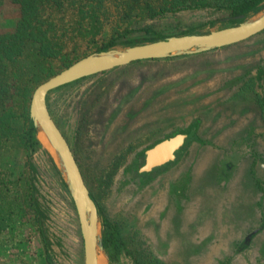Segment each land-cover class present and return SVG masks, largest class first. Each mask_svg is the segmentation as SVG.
<instances>
[{
	"label": "rangeland",
	"instance_id": "374dc122",
	"mask_svg": "<svg viewBox=\"0 0 264 264\" xmlns=\"http://www.w3.org/2000/svg\"><path fill=\"white\" fill-rule=\"evenodd\" d=\"M20 16V4L4 0L0 32L13 31ZM226 17L192 9L157 26L176 32L168 36L206 32L235 24ZM67 42L72 60L53 58L55 74L100 51L85 38ZM262 71L264 30L209 51L135 61L49 93L103 235L116 229L123 241L118 252L105 249V264H135L134 250L164 264H264V76L254 89L244 87ZM4 103L13 112L0 114V264H86L63 173L46 147L28 142L25 108L11 88ZM196 123L193 138L187 132ZM178 134L187 137L175 161L142 177L146 151Z\"/></svg>",
	"mask_w": 264,
	"mask_h": 264
},
{
	"label": "trees",
	"instance_id": "16d2710c",
	"mask_svg": "<svg viewBox=\"0 0 264 264\" xmlns=\"http://www.w3.org/2000/svg\"><path fill=\"white\" fill-rule=\"evenodd\" d=\"M14 1L21 6V16L13 31L0 32V114L8 119L13 112V107H7L4 103L11 88L20 97L21 106L25 108L23 114L26 117V135L32 145L40 144L29 116L32 95L40 82L55 74L52 71L54 66L50 63L53 58L61 59L66 65L72 60L64 53L67 38L80 37L96 42L95 48L101 51L117 44H131L138 40H154L175 34V31L161 29L157 23L168 17L180 16L183 11L212 8L223 16L247 17L260 10L264 4V0ZM3 2L4 0H0V5ZM70 17L72 20H69ZM215 20H210V23L213 24ZM241 21L243 19H233L231 23ZM70 32L72 35H69ZM63 36H67L66 39ZM8 76L13 80L10 85L6 80ZM263 76L264 71L261 75L249 78L244 87L254 89L256 81ZM261 104L264 107V98H261ZM3 127L9 131L8 126ZM197 127V123L192 125L187 132L188 136L197 137ZM2 138L0 131V144ZM36 208L40 209L39 204ZM104 223L105 226H110L106 220ZM42 230L46 238L44 229ZM103 241L105 248L113 246L117 252L123 245L116 229L108 231L107 228ZM130 253L135 264H164L150 251L134 250Z\"/></svg>",
	"mask_w": 264,
	"mask_h": 264
},
{
	"label": "water",
	"instance_id": "95a60500",
	"mask_svg": "<svg viewBox=\"0 0 264 264\" xmlns=\"http://www.w3.org/2000/svg\"><path fill=\"white\" fill-rule=\"evenodd\" d=\"M233 19H243V21L217 30L206 32L202 30L154 40H141L131 44L114 45L79 59L42 82L35 89L30 104V117L36 128L37 139L51 153L65 177L75 202L84 239L86 264H98V255L103 256L106 262L104 255L106 248L103 241L104 227L101 229L100 226L101 213L85 182L81 167L69 141L52 116L48 106L49 93L58 87L84 77L135 61L189 55L246 40L264 30V4L260 10L247 17L244 15L226 17L223 21H232ZM41 132L45 133L49 140L47 142L52 146L49 143V145L44 144L40 136ZM184 143L185 135L178 134L148 149L143 170H151L153 167L175 160L177 151ZM168 147H170L169 153L163 154V151Z\"/></svg>",
	"mask_w": 264,
	"mask_h": 264
},
{
	"label": "bare ground",
	"instance_id": "6f19581e",
	"mask_svg": "<svg viewBox=\"0 0 264 264\" xmlns=\"http://www.w3.org/2000/svg\"><path fill=\"white\" fill-rule=\"evenodd\" d=\"M40 136H41L42 140L44 141V144H46V145H49V144H50L49 142H47V141H49V140H48L47 136L45 135V133L41 132V133H40ZM48 143H49V144H48ZM50 146H52V145L50 144ZM170 147H171V146H170ZM170 147H168V148H166V149L164 148L165 150L163 151V154L167 155V154L169 153ZM163 156H164V155H163ZM98 264H105V263H104V258H103V256H101V255H98Z\"/></svg>",
	"mask_w": 264,
	"mask_h": 264
},
{
	"label": "flooded vegetation",
	"instance_id": "af4514ba",
	"mask_svg": "<svg viewBox=\"0 0 264 264\" xmlns=\"http://www.w3.org/2000/svg\"><path fill=\"white\" fill-rule=\"evenodd\" d=\"M186 137H187V134H186ZM186 137H185V139H186ZM171 161H172V160H171ZM173 161H175V160H173ZM167 163H169V162H167ZM167 163H165V164H167ZM172 163H173V162H172ZM165 164H163V165H165ZM163 165H160V166H163ZM160 166L153 167L151 170H143V168H142V170H140L141 174H143L142 177H144V174H145L146 172L150 173V172H152L153 170H155L156 168H158V167H160ZM146 174H147V173H146Z\"/></svg>",
	"mask_w": 264,
	"mask_h": 264
}]
</instances>
